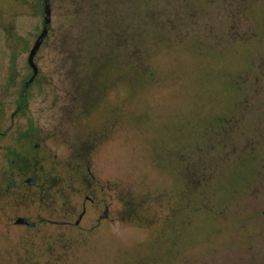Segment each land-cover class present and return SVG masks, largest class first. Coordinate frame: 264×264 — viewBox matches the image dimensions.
Wrapping results in <instances>:
<instances>
[{"label":"flooded vegetation","instance_id":"obj_1","mask_svg":"<svg viewBox=\"0 0 264 264\" xmlns=\"http://www.w3.org/2000/svg\"><path fill=\"white\" fill-rule=\"evenodd\" d=\"M13 2L16 18L19 1ZM45 4L49 23L46 37L32 60L36 68L33 79L28 55L34 42L29 47L19 40L13 24L9 27L0 21V38L2 33L9 38L0 42V264H87L89 258L94 261L101 255L114 254L116 238L133 242L124 232L131 224L149 230L146 236L151 238L150 243L171 232L173 236L176 223H189L188 214L196 207L193 198L198 196L200 200L203 187L210 189L220 182L224 200L218 213L222 217L214 212L205 195L207 209L198 204L210 222L220 217V222L234 226L264 225V211L258 205V194L264 192L263 136L233 138L229 135L220 139L214 135L215 141L206 144L209 149L199 158V170L194 168L196 158L191 155L179 151L168 154V168L161 170L171 179L172 187L168 191L142 185L132 189L126 178L123 182L116 180L115 170H100L94 164L106 153L103 146L119 141L129 128L126 122L131 120L133 112L118 106L126 99L122 71L124 77L137 70L154 75L153 61L158 58L152 57L149 51L156 47L154 40L171 42L181 32L194 37L195 22L190 18H237L234 41H228L224 31L219 33L222 27L212 23L204 26L206 38H224L230 44L235 41L242 44L248 53L246 68L254 75L245 72L239 75L244 81L251 77L257 80L259 75L264 79V72L259 74L250 67L258 62L260 55H256L255 44L247 42L264 39V0H74L78 23L84 27L90 24L92 32L100 35L82 42L81 47L76 45L80 54L73 67L76 71L74 106L52 105L47 100L46 104L36 105L37 87L40 95L51 76L49 69L43 71L36 63L41 47L46 46L49 51L58 47L60 54L70 48L65 42L46 39L52 34L53 17L61 16L72 5L66 0H45ZM246 21L249 24L244 29L242 23ZM121 43L125 56L115 54ZM132 49L139 51L140 56L133 57ZM25 53L20 66L23 59L20 55ZM144 55H148V62L142 61ZM60 57L61 62L73 64V57ZM115 72H119L117 79ZM114 82L118 87L111 88ZM241 86L246 95V88ZM239 114L243 119L242 112ZM66 118L70 119L69 126ZM236 124L232 131L239 126ZM240 155L248 156L253 175L244 181L241 191H236L227 188L226 180L220 181L218 177L222 175V168L230 171L242 165ZM250 191L256 194L253 216L234 214L244 194ZM133 192L156 194L135 200ZM243 218L248 221L243 222ZM254 240L257 239L253 235L251 244L248 243L252 252L257 251ZM142 242L134 241L136 245ZM169 245L173 247L176 242L173 240ZM138 256L142 257L140 253Z\"/></svg>","mask_w":264,"mask_h":264},{"label":"rangeland","instance_id":"obj_2","mask_svg":"<svg viewBox=\"0 0 264 264\" xmlns=\"http://www.w3.org/2000/svg\"><path fill=\"white\" fill-rule=\"evenodd\" d=\"M18 1V13L14 18L13 0H0L1 25L11 27L13 24L19 40L30 47L42 30L41 2ZM66 3L72 6H67V11H63L61 16L53 17L52 34L46 40L65 42L70 48L60 54L58 47L53 51H49L46 46L41 47L36 63L43 71L49 69L51 76L48 86L42 89L40 95L38 94L40 87H37L36 105L46 104L47 100L52 105L74 106L76 84L73 79L76 71L73 67L80 54L76 45L81 47L82 42L100 37L98 33L97 36L96 32H92L94 30L90 24L84 27L78 23L80 19L73 6L74 0H66ZM153 4H156V1H153ZM15 21H18V26L15 25ZM190 21L195 22L193 31L195 38L190 33L181 32L177 40L171 39L169 40L171 42L154 40L156 47L149 50L152 57L158 58L156 62L153 61L154 75L148 71L137 70L124 77L122 71L121 77L124 78L122 85L127 88L126 99L118 106L127 107L133 112L131 120L126 122L129 128L118 138L119 141L108 147L103 146L106 153L98 157L94 164L100 170H115L116 180L123 182L126 178L132 189H138L137 187L142 185L152 187L154 190L159 188L170 190L172 187L170 177L163 171L161 173L162 169L168 168L166 162L168 154L179 151L186 156L191 155L196 158L194 168L199 170V158L203 157L205 149H209L206 144L213 139L215 141L214 135L220 139L229 135L233 138L264 137V79L259 75L257 80L251 77L249 81H244L239 75L241 72L249 76L254 75L246 68L248 53L239 42L235 41L232 44L227 42L235 40L239 21L234 17L218 16H195L190 18ZM263 21L260 19V22ZM260 22L257 23L258 26ZM209 23L222 27L219 33L222 34L224 31L227 40L206 38L208 33L205 32L204 26ZM247 23L249 24V21L242 23L244 29ZM88 30L90 32H87ZM8 39L4 33L1 34L0 42ZM247 42L255 44L256 55L261 57L250 66L260 74L264 72L262 63L264 39L255 38L253 41L249 39ZM164 46L167 48H163ZM115 54L125 56L122 43L115 49ZM131 54L133 57L140 56L139 51L135 49L131 50ZM26 55L27 53L20 55L21 59L23 58L20 66ZM61 55L73 57V64L68 61L61 62ZM146 57L148 55L141 56L143 62H148L149 59ZM118 74L119 72L114 74L116 79L120 77ZM241 85L246 88V95H243ZM116 87L118 84L114 82L111 88ZM240 111L243 119L240 118ZM69 120L66 118L67 126ZM236 123H239V126L232 131ZM240 157L242 165L230 171L225 170L228 169L226 167L222 168V175L218 177L220 181L226 180L227 188L236 191H241L244 188V181L253 175L248 156ZM124 172L128 174L127 177L123 175ZM222 190L221 182L210 189L203 187L205 194L199 192L200 200L198 196L193 198L196 207L188 214L189 223L184 225L176 223L173 236L171 232L169 236L150 243L151 238L146 236L149 230L144 231V227L131 224V228L126 227L124 232L129 234L133 242L116 238L114 254L101 255L94 261L89 258L87 264H124L125 261V264H177L178 261H180L178 264H264V225L255 228L253 225L243 223L234 226L220 222L218 219L221 220L222 216L218 213V207H221L224 200ZM155 194L156 192H133L132 196L135 200H143L145 196L151 198ZM204 195L210 199L211 208L220 216L216 222H210L203 210L198 209V204L204 210L207 209ZM255 196L252 191L245 193L234 214L242 217L253 216L255 206L257 207ZM258 196L259 209L264 211V192ZM226 217L230 218L228 214ZM242 221L248 220L243 218ZM155 230L156 227L152 229L153 232ZM253 235L257 239L254 241L256 252L259 253L252 252L248 246ZM173 240L176 245L172 247L169 244ZM134 241L143 242L136 245ZM139 253L142 257L137 258L136 254Z\"/></svg>","mask_w":264,"mask_h":264},{"label":"water","instance_id":"obj_3","mask_svg":"<svg viewBox=\"0 0 264 264\" xmlns=\"http://www.w3.org/2000/svg\"><path fill=\"white\" fill-rule=\"evenodd\" d=\"M41 1V13L43 15V21H42V30L39 33V35L37 36V38L34 41V44L29 52L28 55V63L30 65H32L33 67V74L31 79H33V77L36 75V68L35 66L32 64V60L33 57L35 56L37 50L39 49L41 43L43 42L44 38L46 37L47 34V25L49 23V10L48 7L45 4V0H40Z\"/></svg>","mask_w":264,"mask_h":264}]
</instances>
